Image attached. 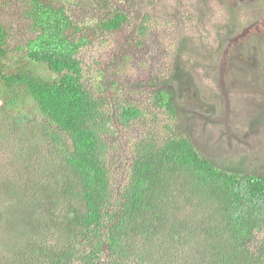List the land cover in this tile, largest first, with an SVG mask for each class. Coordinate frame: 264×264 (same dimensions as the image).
Returning a JSON list of instances; mask_svg holds the SVG:
<instances>
[{"label": "trees", "instance_id": "16d2710c", "mask_svg": "<svg viewBox=\"0 0 264 264\" xmlns=\"http://www.w3.org/2000/svg\"><path fill=\"white\" fill-rule=\"evenodd\" d=\"M70 1L0 0V10L20 5L29 30L12 45L0 22V148L17 145L11 165L21 173L11 182L0 175V264H264V167L199 152L171 85L193 80L178 60L171 75L146 81L149 107L116 98L110 80L119 71L108 72L118 60L97 49L113 45L130 13L109 9L110 0H81L77 15ZM156 23L146 18L138 37ZM236 29L223 31V45ZM160 49L182 54V44ZM257 88L262 95L264 78ZM257 109L252 123L263 127L264 99ZM148 112L164 126L120 141ZM229 117L224 109L226 129Z\"/></svg>", "mask_w": 264, "mask_h": 264}, {"label": "rangeland", "instance_id": "374dc122", "mask_svg": "<svg viewBox=\"0 0 264 264\" xmlns=\"http://www.w3.org/2000/svg\"><path fill=\"white\" fill-rule=\"evenodd\" d=\"M84 4L81 0H72L68 8L80 15L85 9ZM108 7L124 8L131 16L123 33L113 35L111 47L97 49L108 52L106 59L109 61L113 59L111 54L118 60L108 72L119 71L115 80L109 79L118 85L114 88L118 91L116 98L126 97L127 101H136L149 107L147 99L151 95L145 87L146 81L149 79L158 83L171 75L174 62L178 60L184 71L191 73L189 78L193 77V80H176L171 85L180 89L179 101L186 107L184 111L187 115L179 118L182 129L191 134L199 152L217 163L238 159L245 160L249 169L254 163L258 167H264V126H261L262 120L252 123L255 112H251L254 109L260 111L257 107L264 99V93L261 95L257 88L260 79L264 78V57L259 50L264 51V30L261 33L258 31L257 35L238 32L231 43L223 45L221 42L224 40L223 31L233 23L236 25V32L240 28L250 27V18L262 13L264 0H110ZM149 17L157 23L151 26L150 36L141 39L137 28ZM0 22L11 28L12 45L28 38L27 21L17 2L0 10ZM139 40L147 44L135 48L134 45ZM158 42L162 45L166 43L167 47L173 45L174 48L182 44L181 56L172 51H166L167 55L162 56V45H158ZM92 54L93 52L86 53ZM101 56L102 53L96 54L97 58ZM246 58L249 60H245ZM89 60L86 56V61ZM221 61L224 67L220 66ZM225 62H228V67ZM42 73L45 74V71L42 70ZM137 83L144 89L137 91L133 85ZM112 90L108 89V93ZM112 96L114 97V92ZM224 109H228L230 116L226 126L228 129L220 122L223 120ZM151 113L146 114L144 126L121 133L117 136L119 140L125 141L124 137L142 135L148 128H162L166 118L160 116L157 121L156 117L149 116ZM3 143L0 141V146ZM16 147L17 145L12 149L0 148V175L3 174L1 178H6L9 182L11 178L21 174L15 169V165H11L17 155ZM7 171L17 172L10 175ZM1 184L0 180V186ZM2 208L0 206L1 211ZM1 241L5 242L3 229L0 230V243Z\"/></svg>", "mask_w": 264, "mask_h": 264}, {"label": "flooded vegetation", "instance_id": "af4514ba", "mask_svg": "<svg viewBox=\"0 0 264 264\" xmlns=\"http://www.w3.org/2000/svg\"><path fill=\"white\" fill-rule=\"evenodd\" d=\"M250 15H253V14L250 12ZM252 24L255 26L252 30L248 27L246 29H243L242 33L252 32V35H257L258 31H259V33H261V30H264V8H263L262 13H258L257 15H254L253 18H250L249 25H252ZM263 34H264V32H263ZM263 34H261V35H263ZM258 37L261 38V36H258ZM235 47H236V45H235ZM239 48L246 49L245 47H239ZM225 63L227 64V67H228L229 66L228 62H225ZM222 66L224 67V65H222Z\"/></svg>", "mask_w": 264, "mask_h": 264}]
</instances>
